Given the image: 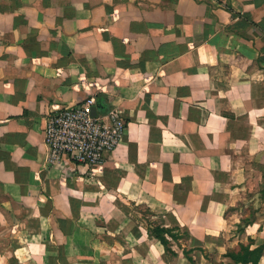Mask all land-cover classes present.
<instances>
[{
  "label": "crops",
  "instance_id": "0c3cea01",
  "mask_svg": "<svg viewBox=\"0 0 264 264\" xmlns=\"http://www.w3.org/2000/svg\"><path fill=\"white\" fill-rule=\"evenodd\" d=\"M89 96L98 111L121 109L122 141L95 174L46 166L49 113ZM260 171L264 0H0V207L23 216L29 263L79 261L86 219H109L120 200L187 230L194 263L154 239L113 237L117 224L89 244L92 264H203L206 248L223 254L258 234L256 220L237 234L246 213L228 208L264 182Z\"/></svg>",
  "mask_w": 264,
  "mask_h": 264
},
{
  "label": "rangeland",
  "instance_id": "374dc122",
  "mask_svg": "<svg viewBox=\"0 0 264 264\" xmlns=\"http://www.w3.org/2000/svg\"><path fill=\"white\" fill-rule=\"evenodd\" d=\"M260 175H262V179L264 178L263 171L258 172V179L260 180ZM244 186V185H243ZM242 187V186H241ZM245 191V197L242 200H239L235 205L230 206L228 208L229 211H235V210H243L245 211V215L242 216V218L237 222L235 227V232L239 235H241L243 231V226L252 224L253 220H256L259 223L258 228V234L255 238H252V247H263L262 251V257L263 259L257 264H264V182L258 181L256 183V188L252 191L249 190V187H246ZM117 206L119 208V211L116 212V215H112V217H109V219L104 220L101 218H98L96 222H91L90 219H86V229L85 230H79L76 236V240H78L81 245H78L76 256L79 259V261L71 262L69 261V257H64V260H60L62 264H92L88 260V255L91 254L92 247L89 246L92 242L100 241L109 239L110 236H112L111 233H107L106 230L113 229L117 227L118 225L122 226L121 230H117L114 232L115 238L122 239L127 238L128 236L131 239L135 238H141L145 241L149 239H154L157 242H159L164 250L163 244L160 242V240L156 237V233H159L161 235H164L166 239L168 240L167 246L170 248L169 252H166V255L171 256L173 255L170 252H175V250H178L180 252H183V250L187 251V253H191L193 250V247H189L192 243L191 241H188V235L187 230L180 229L179 226H168L167 220L168 217L164 215L161 211H152L150 208L143 204H134V203H127L124 201H117ZM3 205L1 204L0 207V264H36L35 261H30V263L27 260H30L27 256L28 253L36 254L37 250L33 246L29 250H24V247L26 243L24 242V238H28V236H21L19 233H16V225L15 222L16 219L19 220V218H22L23 216H11L8 214L7 210L2 208ZM174 219V218H173ZM176 221V220H174ZM48 223L52 227V216L47 217V221L45 223ZM60 225V224H59ZM85 226V225H84ZM61 228V226H60ZM91 228V229H89ZM169 229L168 232H162L161 229ZM62 229V228H61ZM106 229V230H105ZM63 231V229H62ZM72 231V228L68 231H63L65 235H68ZM54 233L58 234L54 230L51 229L46 232L43 239L50 242V240H53L55 237ZM17 234V235H16ZM34 238V237H33ZM61 236L58 235V239H60ZM251 237H247V239L244 242H238L237 249L235 250L233 247H230L228 250H226L223 254H220L216 250H208L206 248V252L204 253L205 259L207 261H204L203 264H228L230 262L229 258L226 257L225 261L223 260V256L227 251H237L239 250V244L240 243H248V239ZM41 237L37 236V240H40ZM130 239V240H131ZM31 240V237L29 238ZM24 242V243H23ZM184 244L182 247L181 244ZM20 244H23L20 246ZM25 244V245H24ZM86 244V245H85ZM88 244V245H87ZM50 245V244H49ZM134 247H129L128 249L125 248V254L130 256V258L136 259V253H134V250H132ZM140 249H144L143 247H140ZM49 252H56L60 249V247L56 246H48ZM17 251V254L15 253ZM102 251L104 252L103 248ZM134 256V257H132ZM66 258V259H65ZM86 258V259H84ZM261 259V257H260ZM32 262V263H31ZM54 262H50V264H53ZM137 261H134L131 264H136ZM140 263V262H139ZM103 264V262H102Z\"/></svg>",
  "mask_w": 264,
  "mask_h": 264
},
{
  "label": "built area",
  "instance_id": "2783aa9c",
  "mask_svg": "<svg viewBox=\"0 0 264 264\" xmlns=\"http://www.w3.org/2000/svg\"><path fill=\"white\" fill-rule=\"evenodd\" d=\"M94 96L52 110L43 129L46 166L64 170L65 164H81L95 174L126 132V120L116 105L92 115Z\"/></svg>",
  "mask_w": 264,
  "mask_h": 264
},
{
  "label": "trees",
  "instance_id": "16d2710c",
  "mask_svg": "<svg viewBox=\"0 0 264 264\" xmlns=\"http://www.w3.org/2000/svg\"><path fill=\"white\" fill-rule=\"evenodd\" d=\"M161 231L168 232L169 229L164 228V229H161ZM155 235L160 240V242L163 244L165 253L169 252L170 248H168L167 246V244L169 243L166 237L159 233H156ZM252 240H253L252 238H249L248 243L246 244L240 243L239 250L237 251H227L224 254V257H228L230 259V262L228 264H247V263L257 264L262 255L263 247L262 248L251 247ZM170 253H172L173 255H176V252H170ZM183 253L191 263H194L192 256L189 253H187V251L183 250Z\"/></svg>",
  "mask_w": 264,
  "mask_h": 264
},
{
  "label": "water",
  "instance_id": "95a60500",
  "mask_svg": "<svg viewBox=\"0 0 264 264\" xmlns=\"http://www.w3.org/2000/svg\"><path fill=\"white\" fill-rule=\"evenodd\" d=\"M100 108V105L99 104H95L93 107H92V109H91V111H92V115H96V112H97V110Z\"/></svg>",
  "mask_w": 264,
  "mask_h": 264
}]
</instances>
